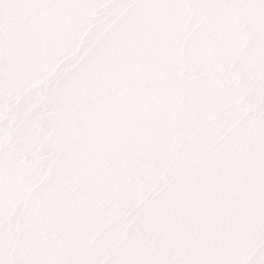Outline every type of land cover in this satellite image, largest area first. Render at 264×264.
Segmentation results:
<instances>
[{
  "label": "snow or ice",
  "instance_id": "snow-or-ice-1",
  "mask_svg": "<svg viewBox=\"0 0 264 264\" xmlns=\"http://www.w3.org/2000/svg\"><path fill=\"white\" fill-rule=\"evenodd\" d=\"M0 264H264V0H0Z\"/></svg>",
  "mask_w": 264,
  "mask_h": 264
}]
</instances>
